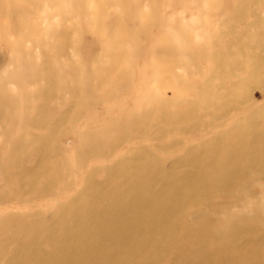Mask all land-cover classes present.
<instances>
[{"label":"rangeland","instance_id":"rangeland-1","mask_svg":"<svg viewBox=\"0 0 264 264\" xmlns=\"http://www.w3.org/2000/svg\"><path fill=\"white\" fill-rule=\"evenodd\" d=\"M257 2L254 12L264 19V2ZM234 5L231 0H0V251L4 242L8 251L18 249L13 226L42 221L49 227L54 211L79 194L90 170L115 163L127 149H145L165 170L190 148L228 132L264 106V78L212 77L216 56L226 55L248 32L249 15L238 17ZM29 64L34 70L25 74ZM74 66L79 72L73 77ZM217 72H230L229 63ZM55 77L61 89L42 95ZM242 80L247 87L228 95L234 111L220 127H210V117L200 112L188 135H167L164 125H157L167 135L164 141L140 139L104 157L90 155L109 151L120 130L107 126L125 113L143 114L158 104L183 113L207 82L229 90ZM214 93L210 89L208 97ZM173 143L175 151L158 152L157 146ZM29 146L46 157L40 193L15 179L18 171L40 165ZM83 148L89 153L80 166L77 149ZM103 180L97 171L96 181ZM42 248L49 250L46 244Z\"/></svg>","mask_w":264,"mask_h":264},{"label":"bare ground","instance_id":"bare-ground-1","mask_svg":"<svg viewBox=\"0 0 264 264\" xmlns=\"http://www.w3.org/2000/svg\"><path fill=\"white\" fill-rule=\"evenodd\" d=\"M231 1L238 17L249 15L248 32L234 40L226 55L216 56L212 77L216 74L217 81H227L225 76L245 74L263 79L264 19L254 12L259 3ZM226 63L230 72L219 75L217 71ZM28 70L24 73L34 70L32 64ZM78 72L76 66L71 69L73 77ZM245 83L239 81L228 90L207 82L183 113L166 110L165 104L143 114L125 113L107 126L118 125L120 130L109 141V151L99 149L90 155L104 157L140 139L159 143L174 133L188 135L196 128L200 112L210 117V127H220L234 111L235 100L228 95L242 93ZM214 88L217 93L209 98ZM50 89H61L59 77L48 81L42 95ZM157 125H164L168 134L159 132ZM43 140L49 141V135ZM173 144L157 146V150L175 151ZM39 151L29 146L28 153L41 163L15 175L21 187L35 193L42 192L38 180L46 171V157ZM77 153L82 166V157L89 151L83 148ZM147 154L143 148L132 147L115 163L90 170L79 194L54 211L49 227L42 221L11 227L20 245L8 251L4 242L0 260L4 258L3 264H264V106L228 132L190 148L165 170ZM97 171L104 175L102 182L96 181ZM12 177L5 179V186ZM219 213L223 216L218 218ZM42 244L49 250L45 252Z\"/></svg>","mask_w":264,"mask_h":264}]
</instances>
